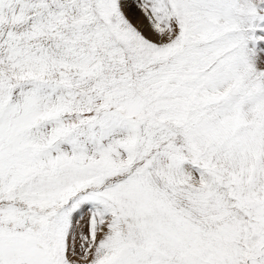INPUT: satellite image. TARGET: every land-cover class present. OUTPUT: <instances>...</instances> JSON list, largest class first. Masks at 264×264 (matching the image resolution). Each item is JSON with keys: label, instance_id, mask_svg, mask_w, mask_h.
Listing matches in <instances>:
<instances>
[{"label": "snow or ice", "instance_id": "obj_1", "mask_svg": "<svg viewBox=\"0 0 264 264\" xmlns=\"http://www.w3.org/2000/svg\"><path fill=\"white\" fill-rule=\"evenodd\" d=\"M0 264H264V0H0Z\"/></svg>", "mask_w": 264, "mask_h": 264}]
</instances>
